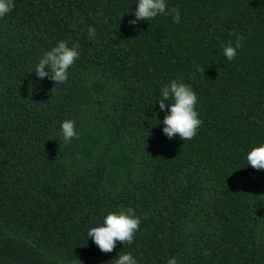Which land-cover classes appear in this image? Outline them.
<instances>
[{
	"label": "trees",
	"instance_id": "16d2710c",
	"mask_svg": "<svg viewBox=\"0 0 264 264\" xmlns=\"http://www.w3.org/2000/svg\"><path fill=\"white\" fill-rule=\"evenodd\" d=\"M13 4L0 18V264H114L123 253L264 264V169L247 162L264 144V0H166L167 14L136 24L138 0ZM60 41L78 45L67 81L37 78ZM173 80L198 97L190 141L162 131ZM64 120L77 133L68 143ZM122 208L139 230L104 253L87 233Z\"/></svg>",
	"mask_w": 264,
	"mask_h": 264
},
{
	"label": "clouds",
	"instance_id": "9594fccd",
	"mask_svg": "<svg viewBox=\"0 0 264 264\" xmlns=\"http://www.w3.org/2000/svg\"><path fill=\"white\" fill-rule=\"evenodd\" d=\"M13 7V0H0V18L9 13ZM168 11L166 0H138L134 13L135 19L130 20L129 23L136 24L137 21L143 19L151 21L158 15L167 14ZM171 11L174 13V21L179 23V10L172 9ZM88 36L90 39L95 37L94 27L89 28ZM242 40L243 37L237 36L235 46L229 42L223 48V55L229 60L234 59L237 48L242 47ZM78 56V45L69 47L66 42L60 41L57 46L46 51L39 59L35 67L37 78L48 77L55 84L66 82L68 69L75 63ZM197 100L196 93L185 83L173 80L163 88L159 108L166 112L162 131L168 138L178 135L184 141H190L196 136L202 123L195 110ZM60 136L65 143L77 137L72 120H64L61 123ZM247 162L254 169H264V144L253 147L247 153ZM140 223V218L135 215L132 208H122L119 212L108 213L103 223L90 228L87 235L102 252L109 253L113 251L117 242L131 244L135 233L139 230ZM114 264H137V260L131 253H123L114 259ZM167 264H177V261L173 257L167 261Z\"/></svg>",
	"mask_w": 264,
	"mask_h": 264
}]
</instances>
